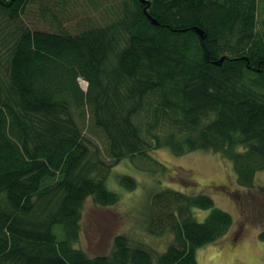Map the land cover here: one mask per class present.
<instances>
[{
    "label": "trees",
    "instance_id": "trees-1",
    "mask_svg": "<svg viewBox=\"0 0 264 264\" xmlns=\"http://www.w3.org/2000/svg\"><path fill=\"white\" fill-rule=\"evenodd\" d=\"M56 1L0 0V264H196V250L232 226L207 195L149 197L145 229L171 236L160 254L117 235L107 254L87 255L74 246L81 210L89 198L116 205L111 169L159 149L219 154L239 187L254 186L264 170L259 0H120L85 26L63 25ZM118 184L136 188L129 176ZM194 208L209 211L203 222Z\"/></svg>",
    "mask_w": 264,
    "mask_h": 264
},
{
    "label": "rangeland",
    "instance_id": "rangeland-1",
    "mask_svg": "<svg viewBox=\"0 0 264 264\" xmlns=\"http://www.w3.org/2000/svg\"><path fill=\"white\" fill-rule=\"evenodd\" d=\"M120 2L64 0L61 6L69 16L63 25L85 26L94 20L97 24L104 23L108 18L101 20L102 17L110 16L107 7L118 8ZM263 8L264 1L259 0L258 21L264 18ZM35 27L49 30L44 24ZM79 85L83 91L87 90L86 81L79 79ZM119 176L133 178L136 188L128 191L120 186ZM183 178L191 182H184ZM253 183L249 189L239 187L231 162L210 151L176 156L168 149H159L148 157L126 158L111 169L105 182L120 201L114 206L101 207L91 198L87 199L81 210L79 237L74 246L89 256L105 255L112 249L114 237L124 235L133 246L142 245L153 254L164 252L171 236L150 234L145 225L151 214H147L149 197L160 190L172 189L207 195L215 207L232 218L227 234L196 250V264H264V239L260 237L264 232V170L255 175ZM208 214V210H191L197 222H203Z\"/></svg>",
    "mask_w": 264,
    "mask_h": 264
},
{
    "label": "water",
    "instance_id": "water-1",
    "mask_svg": "<svg viewBox=\"0 0 264 264\" xmlns=\"http://www.w3.org/2000/svg\"><path fill=\"white\" fill-rule=\"evenodd\" d=\"M140 2L144 4L145 0H140ZM144 12H145V14L147 15L145 9H144ZM147 18L151 21L152 24H155V25L157 24L156 21L153 20L150 16L147 15ZM194 31L196 32V34H197L201 39L204 38V36H203V32H202L201 30H199L198 28H194ZM222 61H223V59L221 58V59L219 60V62H217V63H221Z\"/></svg>",
    "mask_w": 264,
    "mask_h": 264
}]
</instances>
